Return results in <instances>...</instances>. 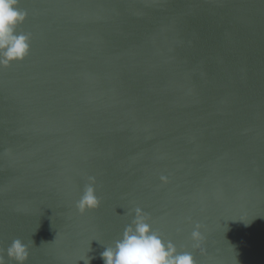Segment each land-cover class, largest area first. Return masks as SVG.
<instances>
[{"label": "water", "instance_id": "1", "mask_svg": "<svg viewBox=\"0 0 264 264\" xmlns=\"http://www.w3.org/2000/svg\"><path fill=\"white\" fill-rule=\"evenodd\" d=\"M18 7L30 51L0 69V254L20 239L26 264H103L140 207L195 264H264V0ZM89 177L100 205L80 214Z\"/></svg>", "mask_w": 264, "mask_h": 264}, {"label": "clouds", "instance_id": "2", "mask_svg": "<svg viewBox=\"0 0 264 264\" xmlns=\"http://www.w3.org/2000/svg\"><path fill=\"white\" fill-rule=\"evenodd\" d=\"M27 13L18 7V0H0V69L13 63L22 62L30 51V36L17 29L26 20ZM166 181V177H161ZM76 209L80 214L98 209L100 198L96 195L95 177L88 178ZM133 219L125 227L119 239L112 246H104L99 258L103 264H195L191 252H178L172 241H165L153 229L149 216L140 207L133 210ZM248 226V224H245ZM196 225L192 239L199 241L202 235ZM5 257L13 264H26L28 248L20 239L12 241L4 254H0V264ZM92 257L82 259L90 264Z\"/></svg>", "mask_w": 264, "mask_h": 264}]
</instances>
